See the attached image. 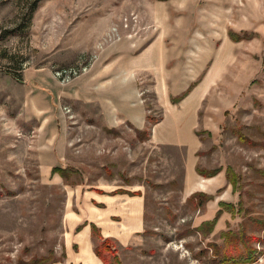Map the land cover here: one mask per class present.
<instances>
[{
    "label": "rangeland",
    "instance_id": "1",
    "mask_svg": "<svg viewBox=\"0 0 264 264\" xmlns=\"http://www.w3.org/2000/svg\"><path fill=\"white\" fill-rule=\"evenodd\" d=\"M156 14L179 24L177 38L174 29L156 27ZM168 34L180 49L187 40L180 53L190 47L203 62L198 69L206 65L197 81L182 80L178 89L181 96L193 88L196 96L208 79L199 130L173 137L185 147L156 146L149 130L110 129L94 105L63 96L34 103L35 74L44 75L43 84L50 75L63 91L124 39L147 43ZM68 69L80 73L63 83L56 73ZM145 84L149 116L160 120L153 79ZM194 103L190 97L183 108ZM36 109H49L55 120L35 117ZM195 146L197 182L186 167ZM57 167L71 171L69 178L53 173ZM198 169L221 172L208 178ZM228 169L241 179L237 189ZM89 192L101 193L107 211L117 213L107 221L110 230L99 220L106 205ZM201 193L214 200H193ZM240 201L245 213H224L211 234L197 231L221 203L239 208ZM250 217L264 219V0H0V264H83L87 239L94 250L100 244L93 226L114 241L122 264H209L211 246H224L221 235L229 230L246 228L263 239L255 247L264 252V231ZM255 264H264V254Z\"/></svg>",
    "mask_w": 264,
    "mask_h": 264
},
{
    "label": "crops",
    "instance_id": "2",
    "mask_svg": "<svg viewBox=\"0 0 264 264\" xmlns=\"http://www.w3.org/2000/svg\"><path fill=\"white\" fill-rule=\"evenodd\" d=\"M154 21L156 27L158 25H165L167 33L169 29L170 32L174 29V37L176 36L177 38L180 34L178 30L179 24L173 18L168 19L162 15L157 17L156 14ZM160 30H162L161 27ZM173 35L170 36L168 34L165 37L156 36L155 39L147 43H144L143 39H134L132 41L124 39L122 43L113 45L102 55V58L95 65L91 74L80 78L63 91L56 87L57 83L54 82L50 75L48 84H43L42 77L44 75L37 73L33 78L35 89L32 90V98L34 99V103L38 106L44 102L46 106L45 101L51 100L52 102L53 100L55 103L59 98L65 97L67 100L76 101L84 107L94 105L101 110L102 120L100 122L110 129H120L124 126H129L138 132L149 130L152 132L149 139L152 144L159 147L183 148L185 147L182 145L183 143L174 144V141H172L174 140L173 137L182 140L181 135L185 129H190V131L194 132L199 130L198 128L201 125L200 110L204 99L207 97L209 87H207L208 79H206V82H203L205 83L203 88L197 91L196 96L193 95L194 89L181 103H172V99L179 97V94H181V91L178 90L181 86L180 82L182 80L197 81L206 68V65L200 69L197 68L201 60H198L187 52L190 47H187L186 51L180 53L187 45V40L184 47L180 49L173 41L175 40L173 39ZM146 77L153 79V92L156 96V104L164 112L162 119L156 125L150 124V111L144 102L143 93L147 91L145 84ZM190 97L196 103L191 104L188 109L183 108L185 100L187 101ZM35 112L36 114L33 113V115L35 117H42L44 121L51 122L55 120L51 118L52 116H47L48 113L46 112H50L49 109H36ZM57 139V141H62L59 134ZM192 139L196 142L198 137L194 136ZM198 146H200V141ZM198 146H195L189 152L186 162V167L188 168L187 177L190 176V181L200 179L197 178L198 174L196 173ZM217 180L218 178L212 181L204 179L201 180V183L210 185L214 181L217 182ZM222 186H217L214 189L219 190ZM94 191L97 192V190ZM88 195L92 196L98 204L106 205L104 209L106 211L105 218L103 220L99 218V220L105 223L104 225L109 226V230L113 228L107 221L108 219L113 221L117 213H109L107 211L110 206L109 201L98 198L101 193L89 192ZM124 198L126 199L124 201L125 206L127 198ZM121 211L124 212L122 214L126 218L132 217L131 210L128 212L125 207H122ZM96 224L101 226L99 222H96ZM85 233L89 236L92 235L89 228L85 229ZM103 233L104 237H111L108 232ZM87 240L88 244L86 243L83 250V254L87 255V257L83 259V264H103L92 248L91 238Z\"/></svg>",
    "mask_w": 264,
    "mask_h": 264
},
{
    "label": "trees",
    "instance_id": "3",
    "mask_svg": "<svg viewBox=\"0 0 264 264\" xmlns=\"http://www.w3.org/2000/svg\"><path fill=\"white\" fill-rule=\"evenodd\" d=\"M237 40V39H236ZM193 88L188 90L184 95L179 97L173 98V104L181 103L188 95L191 93ZM158 119H154L150 117V122L153 125L158 123ZM241 142L244 144H251V142L245 138L244 136H240ZM221 171L217 170L211 173H207L205 171H200L198 169V173L203 176H208V178L217 176ZM53 173L59 174L64 178H69L70 174L72 173L68 169H63L57 167L53 170ZM228 180L233 185L234 188L237 189L241 179L237 176L231 169H228L227 172ZM118 194H127L126 192H115L114 195ZM131 196H137L130 194ZM140 195V194H139ZM138 195V196H139ZM201 201L199 203L203 204L206 202H210L214 200V197L208 196L205 194H197L193 200ZM200 199V200H199ZM192 200V201H193ZM231 213L234 217L236 215H242L245 213L244 204L242 201L239 203V208L233 204L229 203H221L220 210L217 212V215L213 221H209L204 223L201 227L197 229L198 232L202 233L203 235H208L213 233L217 222L223 216L224 213ZM249 222L253 224L257 229L264 231V219H255L249 218ZM93 236L100 239V244L95 249L96 256L103 262V264H122L117 251L116 246L113 240L104 239L103 236L100 235V230L96 227H92ZM221 238L224 241V246L219 245H212L211 248L213 249V256L209 264H255L259 261V259L263 256L264 252L258 250L255 245L260 244L263 239L250 236L246 230L243 228L241 231L236 232L229 230L227 232L222 233ZM56 261L51 260H40V261H33L32 264H56Z\"/></svg>",
    "mask_w": 264,
    "mask_h": 264
},
{
    "label": "built area",
    "instance_id": "4",
    "mask_svg": "<svg viewBox=\"0 0 264 264\" xmlns=\"http://www.w3.org/2000/svg\"><path fill=\"white\" fill-rule=\"evenodd\" d=\"M79 73L80 71L76 69L62 70L56 73V77L63 83H67L71 79V77H76Z\"/></svg>",
    "mask_w": 264,
    "mask_h": 264
}]
</instances>
